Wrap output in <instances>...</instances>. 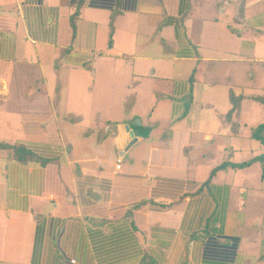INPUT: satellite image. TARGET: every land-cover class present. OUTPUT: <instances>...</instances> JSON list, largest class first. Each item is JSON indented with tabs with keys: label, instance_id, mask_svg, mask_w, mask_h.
I'll list each match as a JSON object with an SVG mask.
<instances>
[{
	"label": "crops",
	"instance_id": "obj_1",
	"mask_svg": "<svg viewBox=\"0 0 264 264\" xmlns=\"http://www.w3.org/2000/svg\"><path fill=\"white\" fill-rule=\"evenodd\" d=\"M263 101L264 0H0V264H264Z\"/></svg>",
	"mask_w": 264,
	"mask_h": 264
},
{
	"label": "trees",
	"instance_id": "obj_2",
	"mask_svg": "<svg viewBox=\"0 0 264 264\" xmlns=\"http://www.w3.org/2000/svg\"><path fill=\"white\" fill-rule=\"evenodd\" d=\"M264 103V101H263ZM264 133V124L260 125L254 132H253V138L256 140H259L264 145V136L262 135ZM15 153L20 157L24 156L26 153L22 148L14 147ZM261 163H263V178H264V155L259 158Z\"/></svg>",
	"mask_w": 264,
	"mask_h": 264
},
{
	"label": "water",
	"instance_id": "obj_3",
	"mask_svg": "<svg viewBox=\"0 0 264 264\" xmlns=\"http://www.w3.org/2000/svg\"><path fill=\"white\" fill-rule=\"evenodd\" d=\"M131 137H132V134H129V138H131ZM134 142H135V140L131 141L129 145H132Z\"/></svg>",
	"mask_w": 264,
	"mask_h": 264
},
{
	"label": "built area",
	"instance_id": "obj_4",
	"mask_svg": "<svg viewBox=\"0 0 264 264\" xmlns=\"http://www.w3.org/2000/svg\"><path fill=\"white\" fill-rule=\"evenodd\" d=\"M119 167H120V166H119V163H118L117 166H116V168L119 169Z\"/></svg>",
	"mask_w": 264,
	"mask_h": 264
}]
</instances>
